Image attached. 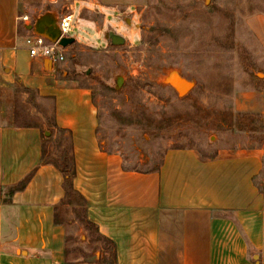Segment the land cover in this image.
<instances>
[{"label":"crops","instance_id":"0c3cea01","mask_svg":"<svg viewBox=\"0 0 264 264\" xmlns=\"http://www.w3.org/2000/svg\"><path fill=\"white\" fill-rule=\"evenodd\" d=\"M66 1L74 15H115L136 0ZM30 2L0 0V264H264V189L257 183L264 150L205 156L170 148L156 170L125 168L120 152L101 146L92 89L60 84L55 68L30 54L25 38L35 26L20 19ZM81 18L100 36L95 20ZM248 23L264 45V15ZM75 38L66 53L94 41ZM20 86L54 96L56 123L72 133L73 188L86 200L87 220L114 245L96 251L95 261L73 254L76 243L59 219L65 176L43 162V129L16 122ZM31 173L25 188L12 191Z\"/></svg>","mask_w":264,"mask_h":264},{"label":"rangeland","instance_id":"374dc122","mask_svg":"<svg viewBox=\"0 0 264 264\" xmlns=\"http://www.w3.org/2000/svg\"><path fill=\"white\" fill-rule=\"evenodd\" d=\"M30 4L31 25L71 5L66 0ZM255 14L264 15V0H136L115 15H80L76 9V27L68 35L94 41L65 52L53 73L60 84L92 89L101 146L120 152L125 168L157 169L170 148L192 147L205 156L221 148L264 150V45L248 23ZM81 17L95 20L100 36ZM109 32L125 42L112 43ZM173 71L195 83L185 96L166 80ZM36 91L16 87V104L23 101L16 122L40 125L44 160L65 165L71 155L68 136L51 130L53 101ZM257 183L264 189V165ZM59 219L67 225L69 243H76L75 256L89 255L92 262L96 251L113 249L74 193Z\"/></svg>","mask_w":264,"mask_h":264},{"label":"built area","instance_id":"2783aa9c","mask_svg":"<svg viewBox=\"0 0 264 264\" xmlns=\"http://www.w3.org/2000/svg\"><path fill=\"white\" fill-rule=\"evenodd\" d=\"M68 11L59 14L56 19L57 27L60 30L61 37L68 36V33L75 27L74 12L67 8ZM20 19L30 23L29 15H22ZM25 43L29 48L30 54L33 57L39 58L42 61H50L52 68L65 61V47L60 45L59 40L53 41L42 33L36 30L26 36Z\"/></svg>","mask_w":264,"mask_h":264},{"label":"water","instance_id":"95a60500","mask_svg":"<svg viewBox=\"0 0 264 264\" xmlns=\"http://www.w3.org/2000/svg\"><path fill=\"white\" fill-rule=\"evenodd\" d=\"M33 26H35V30L38 33L44 34L53 41L59 40L60 45H62L63 47H68L76 41V38L74 36L66 35L61 37L60 30L57 27L56 19L54 17L40 18L35 23V25H31V28ZM107 37H109L112 40V43L114 44H122L125 42V39L121 35H118L114 32H109L107 34ZM45 64L47 67L52 68V64L50 61H45ZM86 72L89 74L90 70L87 69ZM166 80L171 86H173L177 90L180 96H185L186 94H188L195 85L193 81L189 80L177 71L171 72L166 78ZM46 134L49 135V132H46Z\"/></svg>","mask_w":264,"mask_h":264},{"label":"trees","instance_id":"16d2710c","mask_svg":"<svg viewBox=\"0 0 264 264\" xmlns=\"http://www.w3.org/2000/svg\"><path fill=\"white\" fill-rule=\"evenodd\" d=\"M35 89H32L30 87H24V91L28 92V91H33L34 92ZM36 91V90H35ZM38 92V91H36ZM39 94V93H37ZM41 98L43 99H51L53 101V122H52V126H50L51 130L57 129L61 132H64L67 136H68V140H69V150L71 152V155L69 156L70 158L68 159V161H64L65 165H58L54 162H50V161H45V154H46V147L43 145V162L45 163H51L53 165H55L57 168H59L64 176H65V189H66V195L67 198H69L71 196L72 193H74L77 197L81 198V200H83L84 203H86L85 198L76 192V190L73 188V177L75 175V165H74V157H73V141H72V133L64 128H61L57 125L56 120H55V98L54 96H41L39 95ZM17 106L21 105L22 106V102L23 101H19V99H17ZM16 118L19 119L18 115H19V111H17V113H15ZM25 125H30L28 123H22ZM53 131H51V136H52ZM51 136L47 137V138H51ZM66 157H64L65 159ZM153 170H156L153 169ZM33 175V173L29 174L24 180H22L16 187H14L12 189V191L17 190V189H23L25 188V186L27 185L28 181L30 180L31 176ZM66 198V199H67ZM103 237V236H102Z\"/></svg>","mask_w":264,"mask_h":264}]
</instances>
